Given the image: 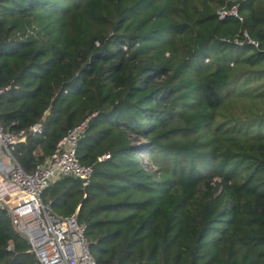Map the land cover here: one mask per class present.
<instances>
[{
    "label": "trees",
    "instance_id": "obj_1",
    "mask_svg": "<svg viewBox=\"0 0 264 264\" xmlns=\"http://www.w3.org/2000/svg\"><path fill=\"white\" fill-rule=\"evenodd\" d=\"M0 90L6 131L42 124L25 173L94 114L90 185L42 200L96 264H264V0H0ZM27 249L0 210V264Z\"/></svg>",
    "mask_w": 264,
    "mask_h": 264
},
{
    "label": "built area",
    "instance_id": "obj_2",
    "mask_svg": "<svg viewBox=\"0 0 264 264\" xmlns=\"http://www.w3.org/2000/svg\"><path fill=\"white\" fill-rule=\"evenodd\" d=\"M226 14L220 13L221 18ZM228 14L237 16L234 9ZM92 117L94 114L69 129L31 173H25L16 163L12 151L28 133L42 135V124L13 133L6 131L0 120V210L8 214L14 230L27 242L26 252L38 264H96L88 246L86 225L78 219V209L62 218L42 201L43 192L62 177L79 179L84 188L90 185L93 167L80 163L77 148Z\"/></svg>",
    "mask_w": 264,
    "mask_h": 264
},
{
    "label": "crops",
    "instance_id": "obj_3",
    "mask_svg": "<svg viewBox=\"0 0 264 264\" xmlns=\"http://www.w3.org/2000/svg\"><path fill=\"white\" fill-rule=\"evenodd\" d=\"M42 195H43V194H42ZM42 201H43V200H42ZM43 203L46 204V205H49L50 208H51V210H52V212H53L55 215H57V214L54 212L53 208L51 207L50 202H44V201H43ZM57 216H58V215H57Z\"/></svg>",
    "mask_w": 264,
    "mask_h": 264
},
{
    "label": "rangeland",
    "instance_id": "obj_4",
    "mask_svg": "<svg viewBox=\"0 0 264 264\" xmlns=\"http://www.w3.org/2000/svg\"><path fill=\"white\" fill-rule=\"evenodd\" d=\"M67 122V121H66ZM66 122H64V123H62V127H64V124L66 123ZM53 183V182H52ZM30 259H31V257H29Z\"/></svg>",
    "mask_w": 264,
    "mask_h": 264
},
{
    "label": "water",
    "instance_id": "obj_5",
    "mask_svg": "<svg viewBox=\"0 0 264 264\" xmlns=\"http://www.w3.org/2000/svg\"><path fill=\"white\" fill-rule=\"evenodd\" d=\"M77 181H80L79 179H76Z\"/></svg>",
    "mask_w": 264,
    "mask_h": 264
}]
</instances>
